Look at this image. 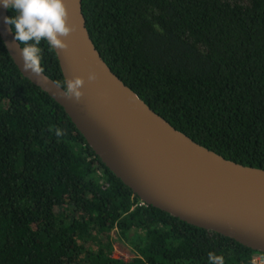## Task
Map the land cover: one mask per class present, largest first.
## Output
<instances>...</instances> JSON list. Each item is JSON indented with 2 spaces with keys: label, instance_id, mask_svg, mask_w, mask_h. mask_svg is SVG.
<instances>
[{
  "label": "trees",
  "instance_id": "obj_1",
  "mask_svg": "<svg viewBox=\"0 0 264 264\" xmlns=\"http://www.w3.org/2000/svg\"><path fill=\"white\" fill-rule=\"evenodd\" d=\"M81 10L103 61L152 111L264 170V0H81ZM39 47L43 74L62 83L55 52ZM112 232L130 260L114 257ZM210 252L224 264L258 254L144 205L0 38V264H210Z\"/></svg>",
  "mask_w": 264,
  "mask_h": 264
},
{
  "label": "water",
  "instance_id": "obj_2",
  "mask_svg": "<svg viewBox=\"0 0 264 264\" xmlns=\"http://www.w3.org/2000/svg\"><path fill=\"white\" fill-rule=\"evenodd\" d=\"M66 50L55 55L64 80L82 77L77 102L54 81L24 71L20 45L3 22L0 38L23 78L47 94L71 120L102 164L146 206L229 238L264 255V170L228 161L193 142L152 111L112 73L86 29L81 0H64ZM89 72L96 80L89 82Z\"/></svg>",
  "mask_w": 264,
  "mask_h": 264
},
{
  "label": "clouds",
  "instance_id": "obj_3",
  "mask_svg": "<svg viewBox=\"0 0 264 264\" xmlns=\"http://www.w3.org/2000/svg\"><path fill=\"white\" fill-rule=\"evenodd\" d=\"M0 6L11 9L15 13L12 17H4L3 22L10 26L14 39L20 45V57L23 69L36 77L43 76L42 49L39 47L42 41L49 45L48 51L66 50L68 45L62 38H67L75 28L69 26L68 11L64 0H0ZM89 82L96 80V74L89 72ZM82 77H73L57 84V89H63L59 93L63 98L79 101L84 93ZM63 129H55L56 136H62ZM210 264H224V258L215 253L208 254Z\"/></svg>",
  "mask_w": 264,
  "mask_h": 264
},
{
  "label": "rangeland",
  "instance_id": "obj_4",
  "mask_svg": "<svg viewBox=\"0 0 264 264\" xmlns=\"http://www.w3.org/2000/svg\"><path fill=\"white\" fill-rule=\"evenodd\" d=\"M246 1L247 0H240L241 3H246ZM111 239L113 240V252L115 258L128 261L133 257V255L131 254L129 249L124 245V243L117 240V236L114 232L111 233Z\"/></svg>",
  "mask_w": 264,
  "mask_h": 264
},
{
  "label": "built area",
  "instance_id": "obj_5",
  "mask_svg": "<svg viewBox=\"0 0 264 264\" xmlns=\"http://www.w3.org/2000/svg\"><path fill=\"white\" fill-rule=\"evenodd\" d=\"M252 264H264V255L257 254L252 257Z\"/></svg>",
  "mask_w": 264,
  "mask_h": 264
}]
</instances>
